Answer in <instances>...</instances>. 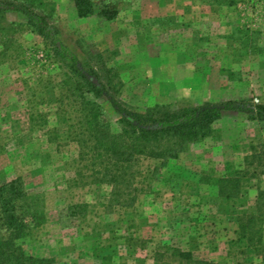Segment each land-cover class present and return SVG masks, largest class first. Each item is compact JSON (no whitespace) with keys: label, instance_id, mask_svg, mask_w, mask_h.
I'll return each instance as SVG.
<instances>
[{"label":"rangeland","instance_id":"obj_1","mask_svg":"<svg viewBox=\"0 0 264 264\" xmlns=\"http://www.w3.org/2000/svg\"><path fill=\"white\" fill-rule=\"evenodd\" d=\"M46 1L54 4L60 41L82 61L84 50L100 52L119 74L122 103L138 110L264 105V0L230 8L203 0H91L93 13L84 18L73 0ZM10 23L24 18L7 12L0 26V185L19 177L41 201L44 216L21 242L28 255L52 264H159L155 253L174 248L218 264H264L238 240L235 222L254 212L264 175L244 180L232 200L214 186L264 143V123L225 113L208 138L153 178L155 163L142 161L132 208H108L110 188L76 176L78 147L65 140V118L56 114L57 65L40 37ZM103 110L117 132V116L106 104ZM78 205L86 209L71 214Z\"/></svg>","mask_w":264,"mask_h":264},{"label":"trees","instance_id":"obj_2","mask_svg":"<svg viewBox=\"0 0 264 264\" xmlns=\"http://www.w3.org/2000/svg\"><path fill=\"white\" fill-rule=\"evenodd\" d=\"M203 1L230 8L248 0ZM73 2L79 17L93 13L91 0ZM7 12L24 18V23H10L9 27L16 26L20 31L40 37L57 65L60 77L55 99L56 114L65 118V140L78 147L76 176L83 181L82 184L86 181L109 187L108 208H132L140 192L136 183L141 175L142 161L155 163L150 173L153 178L169 161L187 152L188 147L208 138L213 125L225 113L244 115L247 120L264 123V105L246 101L206 102L183 108L155 105L144 110L135 109L117 98L123 84L116 70L103 63L100 52L84 50L86 57L82 61L60 41L59 31L52 23L53 3L46 0H2L0 26ZM103 104L117 116V132L105 119ZM40 119L41 127L48 124L46 115L41 114ZM57 131L54 129L51 134L55 135ZM242 167L233 177L214 182L219 197L236 199L244 180L264 175V143L251 146V154L243 159ZM77 209L84 211L86 205L71 207V214H77L74 212ZM253 210L251 214L236 218V235L247 251L264 263V190L261 188L257 190ZM43 216L41 201L27 192L21 178L0 185V264L53 263L50 259L28 255L21 244L30 237ZM165 256L177 264H218L174 248H167L166 253H155L154 260L168 264Z\"/></svg>","mask_w":264,"mask_h":264}]
</instances>
